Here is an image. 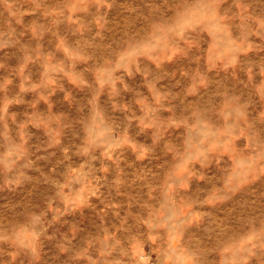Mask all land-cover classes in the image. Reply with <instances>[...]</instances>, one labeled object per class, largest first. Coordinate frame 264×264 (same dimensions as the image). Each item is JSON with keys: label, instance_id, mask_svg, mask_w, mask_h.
Segmentation results:
<instances>
[{"label": "rangeland", "instance_id": "1", "mask_svg": "<svg viewBox=\"0 0 264 264\" xmlns=\"http://www.w3.org/2000/svg\"><path fill=\"white\" fill-rule=\"evenodd\" d=\"M0 264H264V0H0Z\"/></svg>", "mask_w": 264, "mask_h": 264}]
</instances>
